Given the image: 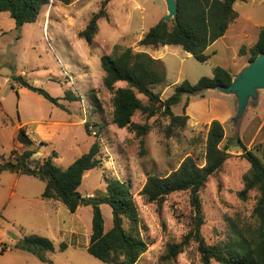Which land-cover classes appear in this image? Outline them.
<instances>
[{"label":"rangeland","instance_id":"rangeland-1","mask_svg":"<svg viewBox=\"0 0 264 264\" xmlns=\"http://www.w3.org/2000/svg\"><path fill=\"white\" fill-rule=\"evenodd\" d=\"M104 1L73 0L70 5L52 2L44 8L37 23L21 27L9 13H0V164L14 149L19 153L35 150L37 153L31 160L32 166L56 153L55 163L66 169L89 152L95 141H99L102 166L85 174L80 192L91 196L106 191L107 178L119 179L130 185L139 213L140 232L148 245L147 252L137 264H203L195 242H191L177 257H167L169 248L181 243L195 225L190 192L173 193L162 204L148 203L141 192L148 175L165 176L177 169L188 156L202 164L207 127L195 128L187 122L184 128L175 127L169 132V117L158 114L148 119L137 112L134 122L151 125V131L146 136L137 137L113 123V94L103 84L105 74L101 57L112 54L115 47H132L138 51V40L153 26L164 21L167 5L164 0H111L107 7L109 18L99 22L98 33L92 44H88L79 37V33L100 11ZM234 9L237 17L230 24L231 31H244L248 35L247 41H243L241 36L234 37L232 48L219 42L216 46L219 53L212 63L235 72L236 57L244 63L240 73L249 65V46L255 44L259 28L264 26V0L238 1ZM48 21L49 25H46ZM238 46L244 48V55L239 54V58L234 49ZM214 49H208L207 53L212 54ZM166 60L169 86L162 93L164 99L174 94L175 83L182 78L179 76L180 69L182 74L194 78L198 69L207 72L211 66V63H201L189 57L184 50L167 56ZM19 76L51 96L61 98L65 109L38 93L18 86L13 78ZM122 86L126 84L119 83L116 87ZM160 90L157 88L155 91ZM67 92L74 93L79 100H65ZM257 93L258 96L250 100L252 107L259 105L264 89ZM139 97L144 104H148L147 98ZM252 109L226 127L227 138L222 146H231L228 151L231 156L221 171L210 177L201 192L205 219L201 233L210 245L227 241L233 229L255 226L257 222L254 209L260 192L254 189L249 192L247 200L240 198L239 192L245 187L244 177L251 165L242 157L244 150L235 144L241 139L240 125L244 127L252 117ZM172 110L176 115H183V103L173 106ZM87 121L92 134L87 131ZM254 122L253 127L259 126L261 117L258 115ZM22 124L34 140L30 147L18 140ZM243 145L261 159L264 156V130L253 145ZM44 190L45 183L34 177L2 173L0 249L2 243L11 246L15 236L22 237L23 234L47 235L49 237L45 238L53 244L57 242V248L60 246L56 235L57 218L46 217L37 207L38 203L42 206L38 197ZM22 196L29 200L23 201ZM111 213V207L105 204V221L109 222ZM6 228L8 232L4 233ZM65 255L68 254H62V259L57 262L67 264ZM86 255L89 260L76 264H107L87 252ZM211 264L220 263L213 261Z\"/></svg>","mask_w":264,"mask_h":264},{"label":"trees","instance_id":"trees-1","mask_svg":"<svg viewBox=\"0 0 264 264\" xmlns=\"http://www.w3.org/2000/svg\"><path fill=\"white\" fill-rule=\"evenodd\" d=\"M73 0H0V13L7 12L15 20L18 27L39 21L45 7L52 2L70 5ZM105 0L98 13H95L86 28L79 33V37L88 44L95 39L99 22L108 19V4ZM247 0H177L178 15L176 21H161L153 26L140 40L139 46L158 48L166 45L182 46L183 50L191 54L197 61L205 63L210 59L207 49L222 38L236 19L234 9L236 2ZM250 62L264 53V26L261 28L257 43L250 48ZM244 55V48L239 52ZM104 71L103 84L113 94V123L120 129H128L137 137H144L151 131L148 123L142 125L133 121L137 112L151 119L158 114L171 119L168 131L175 127L184 128L189 120L186 106L183 115H176L172 107L180 103L183 95H202L209 89L218 86L227 88L233 82L231 72L223 67H216L212 77H202L196 84L188 80L175 88L174 94L162 99V90L157 88L167 85V70L163 61L150 56L143 51L133 48L115 47L110 55L101 57ZM20 83L35 93L45 97L56 106L65 109L61 98L51 96L46 90L31 85L22 76L14 77ZM119 83L126 86L116 87ZM15 89V86L12 85ZM140 95L148 99L144 104ZM65 100L78 101L79 97L67 92ZM189 100V99H188ZM90 123L86 122L87 131ZM204 142L203 163L200 164L192 156L185 158L180 166L165 176L148 175L142 189V195L148 203L162 204L166 198L177 192L189 191L191 204L195 212V225L183 238L181 243L169 248L167 257H177L191 243L198 245L203 264L213 261L220 264H264V162L251 150L243 145L241 139L238 144L244 153L242 157L250 165V171L244 177V189L239 192L242 200H247L250 191L258 189L260 196L254 209L257 219L256 225H248L233 229L230 238L219 244L210 245L202 236L201 229L205 223L201 192L210 177L221 171L230 158L229 146H222L226 131L219 120H214L206 128ZM18 140L24 146L30 147L34 140L28 134L26 127H20ZM37 152L26 150L19 153L13 150L8 158L0 164V177L4 172H12L19 176L34 177L45 183L43 199L55 200L63 203L71 213H75L82 206L93 209L92 235L88 252L95 258L107 264H137L148 250L140 232V218L131 187L119 179L107 178V189L96 195L84 196L80 192L85 174L102 166L99 158L101 144L95 141L89 152L77 158L68 168L63 169L55 163L57 154L42 159V162L32 166L31 160ZM107 204L112 209L113 227L105 230V219L101 206ZM2 214H0V219ZM2 243L1 253L8 249ZM15 250L29 252L41 261L54 264L49 258L55 248L53 242L38 235H27L17 241L12 247ZM66 249L65 245L61 246Z\"/></svg>","mask_w":264,"mask_h":264},{"label":"crops","instance_id":"crops-1","mask_svg":"<svg viewBox=\"0 0 264 264\" xmlns=\"http://www.w3.org/2000/svg\"><path fill=\"white\" fill-rule=\"evenodd\" d=\"M167 13L168 12L166 9L164 15H167ZM49 22L50 21H48L46 25H49ZM231 28H232V25L229 27L226 34L222 38L217 40L213 45H211L208 48V49L215 48L212 54L207 53L210 56V59L207 62H205V64L211 63L210 69L207 70V72L203 71V69L201 68L198 69L196 74H194L195 75L194 78H190L186 76L185 74H182L183 73L182 69H180L179 76L182 78H179V80L175 83L177 84L176 87L180 85L181 82L185 81L184 79H188L190 83L196 84L204 76H209V77L213 76V70L216 67H218V65L213 64L212 61H213V58L219 53L218 50L216 49V46L219 42H223V44L227 48H232V41L234 37L236 38L237 36H241L243 41H247L248 35L244 31L235 32L234 30L231 31ZM243 28H246V27H243ZM260 30L261 28H259L258 33H260ZM258 38H259V35H258ZM140 40H138L137 42V50L146 52L153 58L163 61L166 66L167 85L163 88L161 87V90L163 93V91L169 86V83H168L169 68L167 66L166 58L167 56H174V54H176L177 52H182L183 48L182 46H176V45H166V46H160L158 48L147 47V46L140 47L139 46ZM257 41L255 42V44L257 43ZM255 44L249 46V48H252ZM242 46H238L234 48L235 55L238 58H239V51L241 49L240 47ZM208 49H207V52H208ZM187 55L189 57H193L189 53H187ZM234 65L237 67V70H235V72H233L229 68H225L231 72L232 76L239 73V71L243 68L244 63L236 60V57H235ZM17 85L19 86L20 84L17 83ZM162 99L166 100L163 97ZM262 100H264V95H261V99H260L258 106L252 107L251 105H249L247 107L244 116L248 114L250 108H253L252 117H250V119L244 125V127H243V124L240 125L241 126L240 128L241 141L246 146L247 144L249 146L253 145L256 139L261 135V133L264 130V106L262 105L264 102ZM187 101H188V104L186 106V114L189 116L188 124L191 127H195V128L208 127L212 123V121L219 120L226 129V127L230 125L237 116L238 102H237L236 97L234 95L224 94L217 89L206 90L204 92V96L195 95V96L188 97L187 95H183L180 101V103H183V108L186 105ZM258 115L261 117L262 123L257 127L256 125L253 127L255 123L254 121L257 119ZM20 127H25V126L22 124ZM226 138H227V130H226L225 140ZM261 160L264 162V156L261 158ZM42 194L43 192L41 193V196L38 197V199L42 200L40 201L42 202V206H41V203H38L37 207L40 209L41 212L44 213L46 217H50V218L56 217L57 218L56 235H57V241L60 245L57 248L56 246L57 242H54L53 245H54L55 250L49 254V258L54 262V264H61L60 262H57V261L62 259L61 258L62 254H68V255H65L67 259L66 260L67 264H72V262L76 264V263L82 262L83 260H89V257H87L86 252L90 254L88 252V246H89L90 238L92 235V220H93L92 207L82 206L75 213H71L63 203L59 201H55V200L43 199ZM21 199L23 201L29 200L25 196H22ZM104 205L101 206L102 211H103ZM112 227H113V217L111 213L109 217V222L108 220L105 221V230L109 231ZM6 232H8L7 228L4 230V233ZM83 233L85 235H83ZM28 235H36V234H28ZM40 235L43 237H49L43 234H40ZM24 236H27V235L23 234L22 237H19V235L15 236L11 246L8 245L9 248L4 253H1V249H0V258H1L0 264H48V263L41 261L37 256H35L32 253L19 251V250H15L12 248L17 243V241L22 239ZM62 245L66 246L65 250H62L61 248Z\"/></svg>","mask_w":264,"mask_h":264},{"label":"water","instance_id":"water-1","mask_svg":"<svg viewBox=\"0 0 264 264\" xmlns=\"http://www.w3.org/2000/svg\"><path fill=\"white\" fill-rule=\"evenodd\" d=\"M165 2L168 13L164 22L176 21L178 15L177 0H165ZM214 89L236 97L238 102L236 121L241 119L250 104V100L258 96V90L264 89V53L250 62L238 75H234L233 82L229 87L218 86Z\"/></svg>","mask_w":264,"mask_h":264}]
</instances>
